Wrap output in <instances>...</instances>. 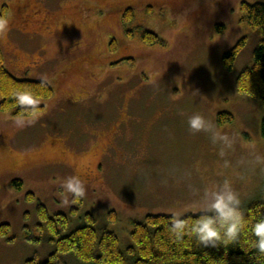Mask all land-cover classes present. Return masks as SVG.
I'll use <instances>...</instances> for the list:
<instances>
[{
	"label": "rangeland",
	"instance_id": "374dc122",
	"mask_svg": "<svg viewBox=\"0 0 264 264\" xmlns=\"http://www.w3.org/2000/svg\"><path fill=\"white\" fill-rule=\"evenodd\" d=\"M242 2L264 0H0V18L8 20L0 36L8 70L55 89L51 99L38 100L45 108L36 116L0 111V225L10 224L0 236V264L45 260L54 251L50 235L37 229L40 203L51 215H69L67 232L93 214L97 227L115 232L125 249L133 244V222L201 213L205 193L225 183L239 206L262 197L264 105L236 85L252 65L260 35L241 22ZM126 4L134 9L132 27L156 32L166 46L127 35ZM29 5L37 7L36 19L44 9L55 13L49 32L14 26ZM243 38L245 48L229 70L223 57ZM222 112L233 120L220 124ZM197 114L227 135L231 147L214 143L211 132H192L187 121ZM19 163V172L8 171ZM73 176L86 189L75 214L74 197L61 187ZM15 179L23 181L22 190L13 187ZM28 229L41 242L28 241Z\"/></svg>",
	"mask_w": 264,
	"mask_h": 264
},
{
	"label": "trees",
	"instance_id": "16d2710c",
	"mask_svg": "<svg viewBox=\"0 0 264 264\" xmlns=\"http://www.w3.org/2000/svg\"><path fill=\"white\" fill-rule=\"evenodd\" d=\"M9 7H3V16ZM135 20L133 8H127L123 22L127 35L130 38L137 34L142 42L148 46H166L164 39L156 32L145 27H132ZM241 22L252 27L260 35L259 43L253 53L252 65L246 67L238 76L236 85L240 92L259 100L264 105V3L242 2ZM218 27V31L223 30ZM246 38L241 39L223 57L227 69L233 70L236 60L245 48ZM110 50H116V41L110 43ZM125 59L124 61H126ZM128 61V60H127ZM28 90L37 100L46 101L55 94L54 87L44 80L18 79L9 70L2 49L0 48V111L13 117H32L33 111L39 113L45 106L38 103L33 109L31 106H20L12 95L17 91ZM233 115L222 112L218 115L220 124L233 120ZM264 137V118L261 124ZM20 180L13 185L21 188ZM28 199L34 200L35 195L29 194ZM77 207L73 208L75 214L84 203L83 197L74 198ZM239 209L247 230L243 231L237 240L224 244L216 241L215 245L200 244L193 235H185L183 240H176L170 225L176 219L170 215H148L143 222H133L131 233L133 244L123 249L118 235L108 229H99L97 219L91 213H86L85 222L71 232H67L70 217L65 213L51 215L45 205H38L40 223L37 229L41 235L49 234L50 241L55 249L45 260L37 256L27 260L26 264H264V256L259 254L252 246L256 239L250 234L251 226L264 219V190L262 197L249 203L247 206L234 205ZM202 213L188 214L179 220L185 222L190 232L191 224L201 218ZM208 215L213 213L208 212ZM117 216L111 214V221ZM10 232V224L0 225V236L6 237ZM31 229L26 231L25 238L30 242H41L42 237H35ZM64 256H68L66 261ZM260 261H258L257 259Z\"/></svg>",
	"mask_w": 264,
	"mask_h": 264
},
{
	"label": "clouds",
	"instance_id": "9594fccd",
	"mask_svg": "<svg viewBox=\"0 0 264 264\" xmlns=\"http://www.w3.org/2000/svg\"><path fill=\"white\" fill-rule=\"evenodd\" d=\"M7 31L8 20L0 18V36L6 35ZM12 95L16 103L22 107L31 106L35 109L38 104L37 98L31 91H17ZM31 115L36 116L38 113L33 111ZM187 123L192 132H211L214 143L219 141L231 147L228 136L215 131L213 125L202 115L190 116ZM221 155H223V152H221ZM61 187L72 194L75 199L84 197L86 194L84 181L78 176L68 178L62 182ZM205 196L208 198V202L201 211V218L191 224L190 232L187 230L188 226L182 220L178 219L170 225L175 239L183 240L185 235L190 234L195 236L199 243L203 245H215L216 241L227 244L237 240L238 236L247 230V226L242 220L239 209L234 206L240 203L236 193L225 183L220 190L211 193L206 192ZM64 202L67 203V200ZM208 212L213 214H206ZM250 234L256 238L252 246L259 254L264 256V219L251 226Z\"/></svg>",
	"mask_w": 264,
	"mask_h": 264
},
{
	"label": "flooded vegetation",
	"instance_id": "af4514ba",
	"mask_svg": "<svg viewBox=\"0 0 264 264\" xmlns=\"http://www.w3.org/2000/svg\"><path fill=\"white\" fill-rule=\"evenodd\" d=\"M126 7V8H124ZM36 6H33V5H29L27 8H24L23 11L19 12L18 15L16 14V19L14 21H12V23H14V26L17 24H25V25H30V30L31 33H39V34H42V32H46L48 31L46 29V25L53 20V18H56L54 16L55 13L51 12V11H48V10H45L44 9V13L43 15H41V17L39 18H34V16L37 14L35 11L37 9ZM124 10H123V17H124V13H125V10L127 8H129V6L127 7V4L123 6ZM122 8V9H123ZM131 8V7H130ZM134 10V9H133ZM57 15H60V13H57ZM11 22V21H10ZM11 23V24H12ZM49 32V31H48ZM10 153H14L13 150L11 148L8 149ZM22 164V163H21ZM20 163L19 164H14L13 168L11 169H8V171H15V172H19L17 170H19L20 168ZM56 165H60V166H64V164L62 163H56ZM17 179L13 180L12 181V185L14 183V181H16ZM21 181V180H20ZM22 184H21V188L20 189H17L14 185L13 187L16 189V190H22L23 189V181H21ZM31 194V193H28L27 196Z\"/></svg>",
	"mask_w": 264,
	"mask_h": 264
}]
</instances>
